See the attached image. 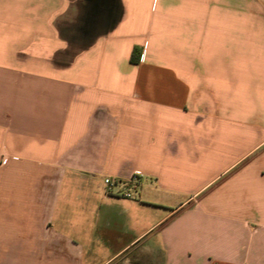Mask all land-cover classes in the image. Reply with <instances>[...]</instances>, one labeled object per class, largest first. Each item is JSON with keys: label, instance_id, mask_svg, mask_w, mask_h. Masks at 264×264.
I'll use <instances>...</instances> for the list:
<instances>
[{"label": "crops", "instance_id": "0c3cea01", "mask_svg": "<svg viewBox=\"0 0 264 264\" xmlns=\"http://www.w3.org/2000/svg\"><path fill=\"white\" fill-rule=\"evenodd\" d=\"M0 264H264V0H0Z\"/></svg>", "mask_w": 264, "mask_h": 264}, {"label": "built area", "instance_id": "2783aa9c", "mask_svg": "<svg viewBox=\"0 0 264 264\" xmlns=\"http://www.w3.org/2000/svg\"><path fill=\"white\" fill-rule=\"evenodd\" d=\"M139 177H140V173H138V172H135L132 175L131 179L127 180V181H125L123 179H120V178H117V177L107 176L105 178V183H106V185L108 187V190L109 191H113L115 188H117V187L121 188L123 186L128 185L130 182H137ZM122 195H124L126 197H131L132 196L131 193H124Z\"/></svg>", "mask_w": 264, "mask_h": 264}, {"label": "rangeland", "instance_id": "374dc122", "mask_svg": "<svg viewBox=\"0 0 264 264\" xmlns=\"http://www.w3.org/2000/svg\"><path fill=\"white\" fill-rule=\"evenodd\" d=\"M119 189L122 191L121 194L131 193L132 197H140V189L138 187L133 186V185H131V186H123V187H121ZM149 257H150L149 255L145 256V258H147V259Z\"/></svg>", "mask_w": 264, "mask_h": 264}, {"label": "trees", "instance_id": "16d2710c", "mask_svg": "<svg viewBox=\"0 0 264 264\" xmlns=\"http://www.w3.org/2000/svg\"><path fill=\"white\" fill-rule=\"evenodd\" d=\"M140 58H141V52L137 48H135L132 54V60L134 62H137L140 60Z\"/></svg>", "mask_w": 264, "mask_h": 264}]
</instances>
